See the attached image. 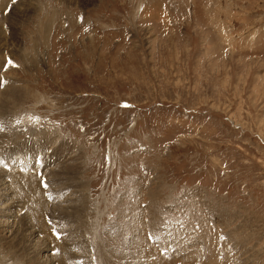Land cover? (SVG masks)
Returning a JSON list of instances; mask_svg holds the SVG:
<instances>
[{
  "label": "rangeland",
  "instance_id": "rangeland-1",
  "mask_svg": "<svg viewBox=\"0 0 264 264\" xmlns=\"http://www.w3.org/2000/svg\"><path fill=\"white\" fill-rule=\"evenodd\" d=\"M13 1L0 264H264V0Z\"/></svg>",
  "mask_w": 264,
  "mask_h": 264
},
{
  "label": "crops",
  "instance_id": "crops-1",
  "mask_svg": "<svg viewBox=\"0 0 264 264\" xmlns=\"http://www.w3.org/2000/svg\"><path fill=\"white\" fill-rule=\"evenodd\" d=\"M183 219V218H182ZM181 219V220H182ZM170 222V221H169ZM199 222H201L202 223V220L201 221H199ZM199 222H197V223H199ZM197 223H195L194 224V229H195V227H197V228H200V226H195ZM175 225L173 224V226L171 227V226H169V227H167V229H168V235H165V233L163 232L162 233V231L161 232H159V234H157L158 236V238H159V241L160 242H162V241H164L163 243H162V245L161 246H163V248L164 247H170V249L168 250V254H170V256H173V258H175V259H180V260H182V261H186L185 259H184V255L182 256V254H177L176 256H174V255H171V254H173V253H175V250L177 251V246H178V244H176V245H173V244H171L170 243V236H169V234H170V231H174V229H175V227H174ZM172 229V230H171ZM202 229V228H201ZM195 232V231H194ZM143 234H145V233H143ZM143 234L141 235L142 237L141 238H143V241L140 243V253H141V256H143V260H145V259H147V257L149 258V261L150 262H155V260L158 258L157 257V255L159 254L158 253V249H156V243H155V240H153V238H150L149 236H147V235H145V236H143ZM162 237V238H161ZM146 238H148L147 240H146ZM144 241H145V245L146 244H148V251H145L144 253H143V251L146 249V247H144L145 245H144ZM173 241L175 242V240H174V238H173ZM175 244V243H174ZM191 244V243H190ZM204 244H207V243H204ZM173 247H176V249L174 250V248ZM163 248H160V249H163ZM204 248H205V251H206V246H204ZM140 253H137V254H139L140 255ZM143 253V254H142ZM167 254V255H168ZM154 255H156V258H153V256ZM163 256V255H162ZM203 256H204V253H203ZM180 257V258H179ZM170 258V257H169ZM191 259V258H190ZM170 260H172L171 258H170ZM200 262V261H199ZM187 263V262H186ZM196 263V262H195ZM200 263H202V262H200ZM199 263V264H200ZM177 264H185V262L184 263H182L181 261H179V262H177ZM215 264H225V263H222L221 261L220 262H215Z\"/></svg>",
  "mask_w": 264,
  "mask_h": 264
},
{
  "label": "bare ground",
  "instance_id": "bare-ground-1",
  "mask_svg": "<svg viewBox=\"0 0 264 264\" xmlns=\"http://www.w3.org/2000/svg\"><path fill=\"white\" fill-rule=\"evenodd\" d=\"M1 1H3V0H0V2ZM26 3H27V1H25ZM64 3V2H63ZM22 4V3H21ZM24 4V3H23ZM23 4H22V6H23ZM28 4V3H27ZM17 6H19V5H17ZM19 9H20V7H19ZM24 9V8H23ZM23 11H25V10H23ZM14 13V12H13ZM13 15V14H12ZM1 18V17H0ZM14 18V17H13ZM14 20H16V19H14ZM1 21V20H0ZM9 21H10V19H9ZM12 22H13V20H11ZM8 22V21H7ZM17 22V21H16ZM21 22V21H20ZM22 23V22H21ZM14 24H16V23H14ZM24 24V23H23ZM11 25H13V23L11 24ZM16 26V25H15ZM3 27V26H2ZM19 27H21V26H19ZM15 28V27H14ZM5 30V29H4ZM20 30V29H19ZM21 33V32H20ZM16 34V33H15ZM24 34V33H23ZM19 35H21V37H22V34H19ZM17 36V35H16ZM20 37V36H19ZM18 38V37H17ZM15 39H16V37H15ZM12 41V40H11ZM15 42H16V40H15ZM18 42V41H17ZM14 47V46H13ZM2 102V101H1ZM47 132V131H46ZM15 172V171H14ZM27 177V176H26ZM25 178V177H24ZM57 178V177H56ZM18 180V179H17ZM2 181V180H1ZM54 182V181H53ZM19 183V182H18ZM22 188V187H21ZM5 190V189H4ZM1 191V190H0ZM1 195V194H0ZM2 196V195H1ZM157 197V196H156ZM3 198V197H2ZM17 200V199H16ZM3 206V205H2ZM4 207V206H3ZM8 207V206H7ZM5 208V207H4ZM21 210V209H20ZM6 211V210H5ZM60 211V210H59ZM65 211V210H64ZM154 212V211H153ZM2 213V212H1ZM0 213V214H1ZM1 215H3V214H1ZM0 215V216H1ZM5 216H7V215H5ZM211 217V216H210ZM4 218V217H3ZM16 218V217H15ZM138 221H139V219H138ZM137 221V222H138ZM29 222V221H28ZM31 222V221H30ZM6 223V222H5ZM20 223V222H19ZM143 223V222H142ZM7 224V223H6ZM29 227V226H28ZM24 229V228H23ZM26 229V228H25ZM138 229V228H137ZM140 229V228H139ZM10 230V229H9ZM30 230V229H29ZM11 231V230H10ZM27 231V230H26ZM139 231V230H138ZM142 231V230H141ZM13 233V232H12ZM28 233V232H27ZM158 236V235H157ZM28 237H26V239H27ZM162 238V237H161ZM220 239H222V238H219V240L217 241V244H215V248H214V252L216 251V249L218 250V251H216V253H218L219 255H221V253H222V247H223V245H222V243H221V240ZM36 241V240H35ZM12 242V241H11ZM10 243V242H9ZM161 244L163 243V241L162 242H160ZM159 243V244H160ZM160 244V245H161ZM38 245V244H37ZM218 245H220V246H218ZM31 246V245H30ZM15 247V246H14ZM17 248V247H16ZM34 248V247H33ZM15 250V249H14Z\"/></svg>",
  "mask_w": 264,
  "mask_h": 264
},
{
  "label": "snow or ice",
  "instance_id": "snow-or-ice-1",
  "mask_svg": "<svg viewBox=\"0 0 264 264\" xmlns=\"http://www.w3.org/2000/svg\"><path fill=\"white\" fill-rule=\"evenodd\" d=\"M9 63H11V61H9ZM57 238H59V234H57Z\"/></svg>",
  "mask_w": 264,
  "mask_h": 264
}]
</instances>
